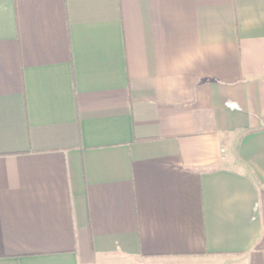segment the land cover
Wrapping results in <instances>:
<instances>
[{"label":"crops","instance_id":"crops-1","mask_svg":"<svg viewBox=\"0 0 264 264\" xmlns=\"http://www.w3.org/2000/svg\"><path fill=\"white\" fill-rule=\"evenodd\" d=\"M0 264H264V0H0Z\"/></svg>","mask_w":264,"mask_h":264}]
</instances>
